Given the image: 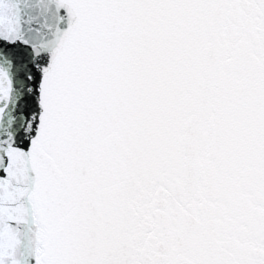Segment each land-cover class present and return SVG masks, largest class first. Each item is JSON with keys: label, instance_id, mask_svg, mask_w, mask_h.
Masks as SVG:
<instances>
[{"label": "snow or ice", "instance_id": "6c2138e0", "mask_svg": "<svg viewBox=\"0 0 264 264\" xmlns=\"http://www.w3.org/2000/svg\"><path fill=\"white\" fill-rule=\"evenodd\" d=\"M0 264H264V0H0Z\"/></svg>", "mask_w": 264, "mask_h": 264}]
</instances>
